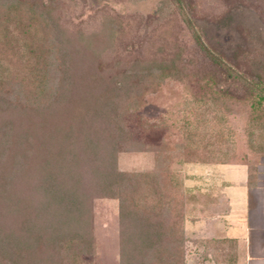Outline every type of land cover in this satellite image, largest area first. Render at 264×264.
<instances>
[{
	"label": "trees",
	"instance_id": "trees-1",
	"mask_svg": "<svg viewBox=\"0 0 264 264\" xmlns=\"http://www.w3.org/2000/svg\"><path fill=\"white\" fill-rule=\"evenodd\" d=\"M195 40L199 43L197 36ZM205 51L215 66H221L219 58ZM78 52L50 8L0 0V251L9 245L20 255L30 247L33 254L45 258L35 264H84L80 256L92 251L91 201L106 197L117 200L119 222L125 226L120 232L119 264H177L179 236L151 218L152 212L168 214L170 209L158 207L170 200L163 182L150 172L144 177L151 190L141 193L137 182L142 175L115 167L117 153L137 145L123 122L135 105L131 95L141 83L165 78L173 68L148 64L134 71L131 67L117 83L115 77L107 80L111 87L106 82L98 87L97 81L77 75L73 56ZM220 76L235 88L240 81L245 83L230 69ZM132 78L136 82L128 83ZM245 84L251 135L253 142L260 143L257 150L264 151V85ZM189 126L181 129L179 148L183 155L193 156L210 146L200 140L216 138L207 126L200 131ZM221 155L211 148L206 157L221 164ZM249 179L246 174L248 188L253 187ZM188 197L185 189L183 201ZM135 200H147L148 206L144 202L137 206ZM201 244L215 264H235L232 240ZM160 251L164 256H158Z\"/></svg>",
	"mask_w": 264,
	"mask_h": 264
},
{
	"label": "rangeland",
	"instance_id": "rangeland-1",
	"mask_svg": "<svg viewBox=\"0 0 264 264\" xmlns=\"http://www.w3.org/2000/svg\"><path fill=\"white\" fill-rule=\"evenodd\" d=\"M20 1L52 10L63 35L70 37L79 50L73 56L77 75L97 81L98 87L113 77L117 83L118 76L131 67L136 68L134 71L148 64L173 68L171 76L151 78L131 95L135 105L123 122L137 145L117 153L115 167L120 172L141 174L137 182L141 193L151 190L144 176L156 174L171 202L158 205L160 209L170 208L168 214L155 211L151 218H157L162 229H174L179 237L183 206L188 202L183 201L185 189L198 186L217 191L222 182L228 183L225 187L229 188L221 190L226 192L223 195L228 209L223 204L218 215L226 216L241 231L243 204L239 198L245 189L244 172L250 177V188L264 187V151H258L260 143L253 142L250 98L245 86L250 82L264 85V0ZM200 44L220 59L221 66L211 62ZM229 69L245 83L240 81L235 88L233 82L221 81L220 75ZM134 82V78L128 81ZM21 123L22 128L26 126L23 120ZM187 124L198 131L207 126L216 139H202L199 142L210 144L207 149L201 148L193 156L183 155L180 132ZM211 148L222 152L221 164L206 157ZM147 202L135 200L137 206H148ZM90 218L92 251L81 255L80 260L84 264H119L124 225L119 222L117 200L92 199ZM179 237L177 264L183 261L185 251ZM132 242L137 243L135 239ZM23 250L19 255L14 246L1 249L0 264L45 261L30 247ZM158 256L164 253L160 251Z\"/></svg>",
	"mask_w": 264,
	"mask_h": 264
},
{
	"label": "crops",
	"instance_id": "crops-1",
	"mask_svg": "<svg viewBox=\"0 0 264 264\" xmlns=\"http://www.w3.org/2000/svg\"><path fill=\"white\" fill-rule=\"evenodd\" d=\"M245 182L246 176L245 189L239 198L243 204L241 231L236 230L226 216L218 215L223 204L228 209L227 198L223 195L226 192L221 191L229 188L225 187L228 183L222 182L217 191L213 187L210 190L188 187L189 197L184 200L188 202L183 206L181 224L184 264H215L201 244L206 240H232L235 264H264V187L248 188Z\"/></svg>",
	"mask_w": 264,
	"mask_h": 264
}]
</instances>
